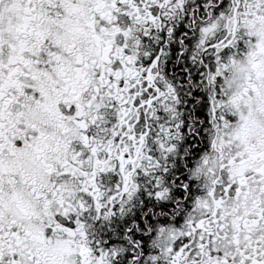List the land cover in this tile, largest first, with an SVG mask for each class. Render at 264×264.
<instances>
[{
    "label": "snow or ice",
    "instance_id": "1",
    "mask_svg": "<svg viewBox=\"0 0 264 264\" xmlns=\"http://www.w3.org/2000/svg\"><path fill=\"white\" fill-rule=\"evenodd\" d=\"M0 264H264V0H0Z\"/></svg>",
    "mask_w": 264,
    "mask_h": 264
}]
</instances>
